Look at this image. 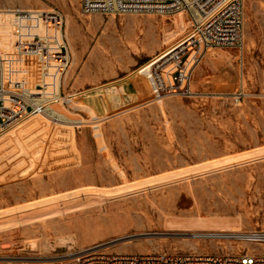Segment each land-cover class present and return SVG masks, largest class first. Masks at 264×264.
<instances>
[{
	"label": "rangeland",
	"instance_id": "374dc122",
	"mask_svg": "<svg viewBox=\"0 0 264 264\" xmlns=\"http://www.w3.org/2000/svg\"><path fill=\"white\" fill-rule=\"evenodd\" d=\"M12 8L53 15L42 57L14 53L1 14ZM243 14L240 46L205 51L191 97L150 101L137 69L188 32L181 13L83 15L79 0H0L6 85L46 104L0 132L3 255L264 253L182 235L264 230V0H243ZM120 83L142 90L112 95Z\"/></svg>",
	"mask_w": 264,
	"mask_h": 264
},
{
	"label": "built area",
	"instance_id": "2783aa9c",
	"mask_svg": "<svg viewBox=\"0 0 264 264\" xmlns=\"http://www.w3.org/2000/svg\"><path fill=\"white\" fill-rule=\"evenodd\" d=\"M79 11L89 14H131L171 17L185 16L189 30L174 44L139 67L150 91V101L165 97H191V77L208 48L240 46L243 36V0H79ZM1 14L10 20L13 51L21 57H42L47 44L41 35L42 24L52 14L41 10L12 8ZM67 62V61H66ZM66 62L64 67L66 66ZM5 62L0 52V132L25 116L43 113L39 93L23 87H8ZM194 238L218 244L255 243L264 248V230L197 231ZM92 246L54 261H25L3 255L0 264H264V253L242 247L237 251L186 255L167 253H112Z\"/></svg>",
	"mask_w": 264,
	"mask_h": 264
},
{
	"label": "crops",
	"instance_id": "0c3cea01",
	"mask_svg": "<svg viewBox=\"0 0 264 264\" xmlns=\"http://www.w3.org/2000/svg\"><path fill=\"white\" fill-rule=\"evenodd\" d=\"M192 76H193V74H192ZM143 85H144V83H143ZM125 89L126 90L130 89L131 92L129 94L136 95V92L138 89H139V91L142 90V83L139 84V87L136 84L132 85L129 83H128V85L126 83L116 84L113 87H111L110 92L112 95H114V94H118L120 91H125ZM191 90H192V77H191Z\"/></svg>",
	"mask_w": 264,
	"mask_h": 264
},
{
	"label": "bare ground",
	"instance_id": "6f19581e",
	"mask_svg": "<svg viewBox=\"0 0 264 264\" xmlns=\"http://www.w3.org/2000/svg\"><path fill=\"white\" fill-rule=\"evenodd\" d=\"M178 20H179V18H177ZM47 77V76H46ZM182 235H184V236H186L187 237V235H189V234H185V233H183ZM185 237V238H186ZM191 237H195V234H191ZM130 240V239H129Z\"/></svg>",
	"mask_w": 264,
	"mask_h": 264
}]
</instances>
